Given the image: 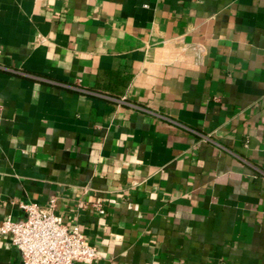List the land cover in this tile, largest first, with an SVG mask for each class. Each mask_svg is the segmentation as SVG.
Wrapping results in <instances>:
<instances>
[{
  "label": "crops",
  "instance_id": "obj_1",
  "mask_svg": "<svg viewBox=\"0 0 264 264\" xmlns=\"http://www.w3.org/2000/svg\"><path fill=\"white\" fill-rule=\"evenodd\" d=\"M30 201L75 264H264V0H0V223Z\"/></svg>",
  "mask_w": 264,
  "mask_h": 264
},
{
  "label": "built area",
  "instance_id": "obj_2",
  "mask_svg": "<svg viewBox=\"0 0 264 264\" xmlns=\"http://www.w3.org/2000/svg\"><path fill=\"white\" fill-rule=\"evenodd\" d=\"M22 220L10 216L0 223V236L10 235L20 250L23 264H75L91 262L98 257L97 248L88 243L80 226L61 223L49 207L38 202H21Z\"/></svg>",
  "mask_w": 264,
  "mask_h": 264
}]
</instances>
